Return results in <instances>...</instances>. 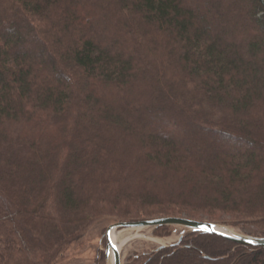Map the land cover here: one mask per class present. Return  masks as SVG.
<instances>
[{"label": "trees", "instance_id": "obj_1", "mask_svg": "<svg viewBox=\"0 0 264 264\" xmlns=\"http://www.w3.org/2000/svg\"><path fill=\"white\" fill-rule=\"evenodd\" d=\"M219 213L264 237V0H0V264H53L103 216ZM145 261L264 247L195 232Z\"/></svg>", "mask_w": 264, "mask_h": 264}, {"label": "rangeland", "instance_id": "obj_2", "mask_svg": "<svg viewBox=\"0 0 264 264\" xmlns=\"http://www.w3.org/2000/svg\"><path fill=\"white\" fill-rule=\"evenodd\" d=\"M160 128L168 133L171 132L170 128ZM175 134L183 137L179 131ZM223 145H225V143H223ZM233 146L237 148L242 147H239L236 144ZM27 180L28 183H32L33 178H27ZM116 219V217L112 216H103L96 219L87 230L85 236L79 241L66 247L64 251L58 255L53 264H113L111 258L106 256L105 232L110 224L119 221ZM199 220L217 223L218 225L229 228L234 232L252 236H259L257 233H259L260 229H263L262 224H258L253 219L250 220L245 217L243 218L241 216L224 213L217 214V217H214L213 219L201 215L199 216ZM117 231L121 238H128L121 248L122 264H145L146 258L149 255L158 253L157 249L160 246L165 245L166 248L172 245L181 246L186 240V237L195 233L178 225L118 228ZM212 243L219 249L223 248L222 245H217L219 241L215 240Z\"/></svg>", "mask_w": 264, "mask_h": 264}, {"label": "water", "instance_id": "obj_3", "mask_svg": "<svg viewBox=\"0 0 264 264\" xmlns=\"http://www.w3.org/2000/svg\"><path fill=\"white\" fill-rule=\"evenodd\" d=\"M164 225L183 226L193 233L201 232L205 234H211L245 246L264 247V237L237 233L233 230H230L229 228L218 225L217 223L200 221L186 217H159L135 222L117 221L110 224L105 232L106 256L111 258L113 264H122L121 249L112 240V232L114 230L118 228L159 227ZM164 247L166 246H160L157 251Z\"/></svg>", "mask_w": 264, "mask_h": 264}, {"label": "bare ground", "instance_id": "obj_4", "mask_svg": "<svg viewBox=\"0 0 264 264\" xmlns=\"http://www.w3.org/2000/svg\"><path fill=\"white\" fill-rule=\"evenodd\" d=\"M112 240L121 249L123 244L128 240V238H121L120 234L118 233L116 229L112 232Z\"/></svg>", "mask_w": 264, "mask_h": 264}, {"label": "flooded vegetation", "instance_id": "obj_5", "mask_svg": "<svg viewBox=\"0 0 264 264\" xmlns=\"http://www.w3.org/2000/svg\"><path fill=\"white\" fill-rule=\"evenodd\" d=\"M172 246H174V245H172ZM163 249V248H162Z\"/></svg>", "mask_w": 264, "mask_h": 264}]
</instances>
